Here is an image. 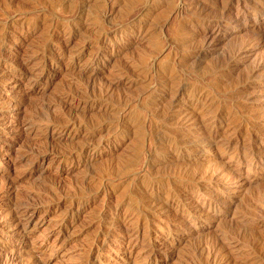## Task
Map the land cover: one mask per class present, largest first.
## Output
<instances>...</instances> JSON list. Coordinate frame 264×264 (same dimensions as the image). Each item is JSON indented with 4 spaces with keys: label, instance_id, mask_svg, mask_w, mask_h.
<instances>
[{
    "label": "rangeland",
    "instance_id": "1",
    "mask_svg": "<svg viewBox=\"0 0 264 264\" xmlns=\"http://www.w3.org/2000/svg\"><path fill=\"white\" fill-rule=\"evenodd\" d=\"M0 264H264V0H0Z\"/></svg>",
    "mask_w": 264,
    "mask_h": 264
},
{
    "label": "bare ground",
    "instance_id": "2",
    "mask_svg": "<svg viewBox=\"0 0 264 264\" xmlns=\"http://www.w3.org/2000/svg\"><path fill=\"white\" fill-rule=\"evenodd\" d=\"M181 2H182V0H181ZM168 22V21H167ZM214 39V38H213ZM202 42H204V41H202ZM211 43V42H210ZM180 115V114H179ZM201 141V140H200ZM160 203V202H159ZM154 205V204H153ZM153 207V206H152ZM151 207V208H152ZM160 207V206H159ZM146 213V212H145ZM133 228V227H132ZM219 248V247H218ZM216 249V248H215ZM132 251V250H131ZM217 251V250H216ZM211 253H213V252H211ZM216 256H217V254H216ZM213 259V258H212ZM214 259H215V257H214Z\"/></svg>",
    "mask_w": 264,
    "mask_h": 264
}]
</instances>
